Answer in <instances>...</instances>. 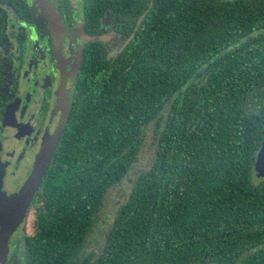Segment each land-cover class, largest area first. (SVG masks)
Segmentation results:
<instances>
[{
    "label": "trees",
    "instance_id": "obj_1",
    "mask_svg": "<svg viewBox=\"0 0 264 264\" xmlns=\"http://www.w3.org/2000/svg\"><path fill=\"white\" fill-rule=\"evenodd\" d=\"M154 0L77 106L44 181L24 264H264V0ZM97 79V77H96ZM153 126L155 128H153ZM103 245H84L135 165Z\"/></svg>",
    "mask_w": 264,
    "mask_h": 264
},
{
    "label": "flooded vegetation",
    "instance_id": "obj_2",
    "mask_svg": "<svg viewBox=\"0 0 264 264\" xmlns=\"http://www.w3.org/2000/svg\"><path fill=\"white\" fill-rule=\"evenodd\" d=\"M213 1L236 0H208ZM153 4L154 0H0V227L4 207L29 182L42 151L51 152L8 238L5 264L26 260V240L36 228L43 183L77 106L96 90L125 41L120 39L125 35L120 22L136 20L131 33L135 34Z\"/></svg>",
    "mask_w": 264,
    "mask_h": 264
},
{
    "label": "rangeland",
    "instance_id": "obj_3",
    "mask_svg": "<svg viewBox=\"0 0 264 264\" xmlns=\"http://www.w3.org/2000/svg\"><path fill=\"white\" fill-rule=\"evenodd\" d=\"M153 128L155 127L153 126ZM152 132V128L150 129V127L147 130L145 129V139L135 165L128 176L119 184L112 186L106 194L97 215L95 225L89 233L84 245V253H97L98 249L102 247L105 234L113 219V215L129 193L131 185L130 180L133 179L136 173L148 168L153 155V144L151 139Z\"/></svg>",
    "mask_w": 264,
    "mask_h": 264
},
{
    "label": "water",
    "instance_id": "obj_4",
    "mask_svg": "<svg viewBox=\"0 0 264 264\" xmlns=\"http://www.w3.org/2000/svg\"><path fill=\"white\" fill-rule=\"evenodd\" d=\"M50 20L53 25L56 24V21H54L52 17H50ZM133 37H134V33L128 37V39L123 44L121 50L124 47H126V45L132 40ZM50 153L51 152L50 150H48V148L42 151L41 155L37 160L35 166V172L31 176L29 182L19 193V195L15 196L10 203L6 204V206L3 209L4 219L2 220L0 227V264H5L8 238L12 233V231L14 230V226L16 225V222L19 219L21 213L24 212L25 205L29 200L30 195L33 193L34 189L41 181V177L44 175L47 161L49 158L48 155ZM253 170L256 179L264 178V138L257 151L254 160Z\"/></svg>",
    "mask_w": 264,
    "mask_h": 264
}]
</instances>
